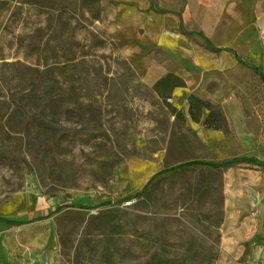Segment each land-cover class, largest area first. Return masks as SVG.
I'll return each instance as SVG.
<instances>
[{"label": "rangeland", "instance_id": "1", "mask_svg": "<svg viewBox=\"0 0 264 264\" xmlns=\"http://www.w3.org/2000/svg\"><path fill=\"white\" fill-rule=\"evenodd\" d=\"M169 38L193 49L194 64L163 49ZM235 54L264 75V0H0V101L16 94L19 70L60 64L89 74L102 91L95 118L103 124L99 141L84 133L65 157L44 163L26 140L0 129V216L50 215L0 224V264H246L252 247L264 248L262 166L189 170L135 197L181 156L168 157L166 132L186 134L187 160L264 164V80ZM167 74L186 82L168 101L186 123L150 94ZM129 77L122 104L115 86ZM190 95L212 100L221 130L191 120ZM90 116L63 123L72 132L94 127ZM120 145L130 156L104 182L105 151L119 154ZM228 241L246 248L241 260L226 256Z\"/></svg>", "mask_w": 264, "mask_h": 264}, {"label": "trees", "instance_id": "2", "mask_svg": "<svg viewBox=\"0 0 264 264\" xmlns=\"http://www.w3.org/2000/svg\"><path fill=\"white\" fill-rule=\"evenodd\" d=\"M159 13L166 14L168 12L160 11ZM214 50L215 52H221V49ZM224 51L229 52L228 49H224ZM235 59L239 64L245 65L264 80V75L257 67L246 65L237 54H235ZM35 71L36 74H33L29 68L19 70L16 94L12 95L9 101H0V113H4L0 118V122L2 123V120L5 119V124L3 126L0 125V129H6L8 133L18 134L21 142L26 140L25 142H28L32 151L37 156L41 155L42 163L46 162L47 159H54L55 155L65 157L68 152H71L76 147L77 142L84 133L99 141L98 133L103 124L97 125L100 120L99 118L96 119L95 115L101 113V107L97 106L96 99L97 96L102 94V91L98 87L91 85L88 80L89 74L82 73L77 68L69 72L66 66L60 64L54 65L43 72L40 70ZM132 78L124 79L115 86L114 96L122 98V104H124L127 95L132 90ZM185 87L186 82L183 78L175 74H167L154 84L150 93L151 96L155 95L163 102L164 107L169 110L170 117H175V121L181 123L187 122L185 115L182 112H178L168 101L172 98V94L176 89ZM188 104L189 115L194 123L202 124L208 130H221L222 115L216 110L211 101L190 95ZM204 112H208L206 118H204ZM87 114L92 116L91 120L93 122H96L94 127L81 128L79 130L76 128L72 132V130L64 126L63 122L67 116L71 115L77 121H83ZM103 134L104 140L111 142V136L106 132ZM164 134L163 140L167 143L168 157L174 156L173 151H180L181 156L175 159L177 162L174 166L157 173L144 190L135 195L136 198L145 194L148 191V187L155 180L162 177H177L189 170H227L239 165L264 167V164L260 163L258 159L250 157L234 158L220 162L187 160L183 155L189 142L186 134H182L179 137L174 131ZM116 140L119 142V139ZM120 149L121 153L119 154L112 147L109 149L110 151H105L107 155L100 163L104 174V182H108L114 169L130 156L126 146L122 147L120 145ZM43 182L42 184H44ZM201 188L210 189L207 186ZM64 209V206H60L56 209V212H61ZM49 217L50 215L30 221H14L0 216V221L8 226H23L46 220ZM196 264L214 263L208 261Z\"/></svg>", "mask_w": 264, "mask_h": 264}, {"label": "crops", "instance_id": "3", "mask_svg": "<svg viewBox=\"0 0 264 264\" xmlns=\"http://www.w3.org/2000/svg\"><path fill=\"white\" fill-rule=\"evenodd\" d=\"M175 44H177L178 46L177 45L175 46ZM162 47L167 52L173 51L172 53H173L174 57L177 60L181 61L182 64L183 63L194 64V62L197 60L193 54V49L191 50L189 47L185 46V42L182 39H179V38L165 39L163 41ZM180 89H182V88H180ZM209 101L212 102L211 99H209ZM4 218H6V217H4ZM7 219H9V218H7ZM14 221H17V220H14ZM28 221H30V220H28ZM0 224H5V223L0 221ZM222 248H223V251L226 254V256L232 261L241 260L244 257L245 252H246L245 247H243L241 245H236L232 241H228L226 243L224 242ZM250 252H251V256L248 259V261L246 262V264H264V248L259 247V246L252 247Z\"/></svg>", "mask_w": 264, "mask_h": 264}]
</instances>
